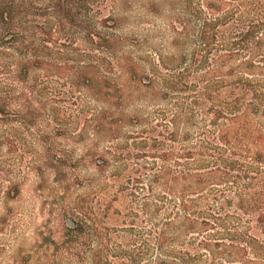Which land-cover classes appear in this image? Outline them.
<instances>
[{"label":"rangeland","instance_id":"1","mask_svg":"<svg viewBox=\"0 0 264 264\" xmlns=\"http://www.w3.org/2000/svg\"><path fill=\"white\" fill-rule=\"evenodd\" d=\"M104 1L99 16L116 20V28L107 30L116 41L107 58L84 52L78 42L79 52L59 56L65 69L57 79L45 68L20 75L15 67L20 55L0 49V109L8 114L0 117V264L164 260L158 247L160 203L154 210H143L142 204L149 194L146 176L159 171L162 150L174 154L179 147L167 141L158 146L162 134L171 131L159 126L160 115L166 113L165 122L170 118L175 97L197 96L188 91L165 97L161 79L180 70L190 71L195 93L205 89L202 99L196 97L204 103L202 115L195 116L198 127L213 138L228 126L230 136L241 129L252 139L234 144L264 148V140H255L256 130L264 135V0ZM23 17L21 35L29 49L33 22L42 19ZM204 32L206 52L199 38ZM55 38L54 33L50 40ZM50 51L49 58H58ZM80 60L98 62L108 80L93 85L108 94L106 99L91 100L76 86L73 68ZM3 65L10 69L2 71ZM129 70L153 86L144 90ZM250 103L260 106L257 114ZM233 115L240 117L230 125ZM137 118V125L128 124ZM105 134L117 139H102ZM99 159L108 162L102 172L95 167ZM174 161L167 163L171 174L177 170ZM153 189L159 200L165 189ZM71 218L82 227L75 236L66 225Z\"/></svg>","mask_w":264,"mask_h":264},{"label":"trees","instance_id":"2","mask_svg":"<svg viewBox=\"0 0 264 264\" xmlns=\"http://www.w3.org/2000/svg\"><path fill=\"white\" fill-rule=\"evenodd\" d=\"M104 2L3 0L0 5V49L5 47L20 55L15 67L22 76L28 75L32 70L45 68L51 78L61 79L65 65L60 63L59 56L79 52L78 42L81 43L78 47L81 46L84 52L99 51L105 58L111 51H115V36L107 30L116 28V20L113 17L99 16L104 9ZM94 14L99 16V20H93ZM23 16L42 19L40 22H33L35 29L30 37L32 43L29 49L23 44L24 37L21 35L23 32L20 22ZM97 27L101 31H97ZM54 33L55 41H51ZM199 38L206 52L205 32ZM50 50L56 52L58 58H49ZM85 63L82 60L80 65L73 68L76 86H82L91 100L106 99L108 94H102V88L94 87L93 82L97 81L98 86L106 85L107 76L99 72L98 62L90 60ZM252 67L250 65L245 68L249 70ZM1 68L4 71L9 65ZM180 71L161 79L166 91L165 97L169 95L167 92L182 95L189 91L202 99L205 96L204 87L195 93L192 90L194 86L190 80V71ZM9 72L13 74L12 71ZM129 72L132 82H138L144 90L153 86L154 82L148 77L142 78L141 74L132 70ZM201 81L205 82V75ZM196 97H175L170 104L173 108L170 118L165 122L166 113L160 115V120L164 122L159 126L165 131L170 128L171 131L166 136L162 134V140L157 141L158 146L163 147L164 141H167L179 147L174 154L170 150H162L159 171L156 175L146 176L149 194L142 204L143 210H154L155 203H160L158 211L161 210L164 216L161 239L158 241V247L164 256L160 264H167V260L170 261L169 264H218L222 261L231 264H264V148L237 146L234 141L252 138L241 129L234 130L233 136H230L231 126L220 129L216 138L209 136L211 134L204 127H198L199 122L195 120V116L202 115L204 106ZM259 107L254 103L248 106L254 115ZM198 109L201 113H197ZM243 114L244 119L246 111ZM3 116L8 114L0 109V117ZM10 117L14 115L11 114ZM239 117L233 115L228 118L230 125ZM118 121L122 122L121 119ZM122 123L127 124L125 120ZM200 123L203 124L202 119ZM128 124L137 125L138 118L135 123L129 121ZM100 131L102 130L97 126L95 132ZM255 132V140H264L260 130ZM115 136L105 134L102 139L107 137L115 140ZM172 157L177 170L171 174L167 163ZM107 165L105 159H99L95 167L102 172ZM155 185L165 189L159 200L156 198L158 195L154 194ZM146 213L148 217L149 214ZM70 221L73 226L69 227V234L75 236L82 227L74 219L71 218Z\"/></svg>","mask_w":264,"mask_h":264},{"label":"water","instance_id":"3","mask_svg":"<svg viewBox=\"0 0 264 264\" xmlns=\"http://www.w3.org/2000/svg\"><path fill=\"white\" fill-rule=\"evenodd\" d=\"M66 223H67V226H69V227L73 226V224H72V222L70 220H68Z\"/></svg>","mask_w":264,"mask_h":264}]
</instances>
